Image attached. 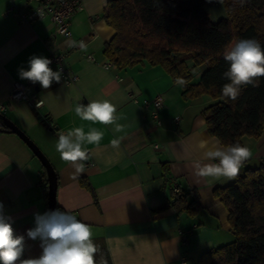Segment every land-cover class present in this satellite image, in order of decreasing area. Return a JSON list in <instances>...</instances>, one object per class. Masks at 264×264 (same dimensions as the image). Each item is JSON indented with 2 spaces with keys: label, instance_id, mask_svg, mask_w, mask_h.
<instances>
[{
  "label": "crops",
  "instance_id": "crops-1",
  "mask_svg": "<svg viewBox=\"0 0 264 264\" xmlns=\"http://www.w3.org/2000/svg\"><path fill=\"white\" fill-rule=\"evenodd\" d=\"M106 3L78 0L80 7L70 22L72 35L65 38L54 32L47 17L25 23L10 11L25 10L30 5L26 0H0V101L6 103L0 113L48 157L58 176L56 203L91 227L100 259L107 254L110 264H196L203 252L234 242L228 210L214 192L264 163V134L242 136L251 157L236 177L209 183L208 178L196 176L194 162L219 140L210 135L201 113L213 100L208 95L184 99L180 83L163 67L147 61L104 69L101 63L108 59L104 48L116 32L103 17ZM47 41L65 53V67L78 76L75 82L66 85L61 78L43 89L19 78L18 70L27 69L30 57H48ZM201 70H194V81ZM16 82H30L31 101L8 99ZM157 95L163 99L159 126L153 106L144 104ZM93 99L116 105L124 132L114 133L112 125L93 124L75 114L78 103L86 105ZM75 127L85 132L95 127L104 133L98 145H85L89 159L79 174L61 160L55 147L57 133ZM120 136L118 148L112 147L111 141ZM43 173V165L24 139L1 130L0 203L12 218L15 234L25 235L28 258L41 253L39 241L28 239L26 231L34 227V213L47 212ZM82 177L88 185L81 184ZM175 188L187 203L196 199L192 213L175 210Z\"/></svg>",
  "mask_w": 264,
  "mask_h": 264
},
{
  "label": "trees",
  "instance_id": "trees-1",
  "mask_svg": "<svg viewBox=\"0 0 264 264\" xmlns=\"http://www.w3.org/2000/svg\"><path fill=\"white\" fill-rule=\"evenodd\" d=\"M222 1L228 17L213 23L203 5ZM106 4L103 17L116 32L106 42L104 54L114 67L147 61L163 67L175 82L182 81L184 99L208 95L213 102L201 113L210 135L223 145L242 144V136L264 134V78L258 87L243 86L235 101L221 94L229 82L223 78L228 68L223 58L226 48L240 39L257 40L264 48V0H107ZM199 67L203 70L194 81L193 69ZM3 118L0 113V125ZM43 177L47 188L45 169ZM80 182L88 185L83 177ZM214 193L228 210L235 240L203 252L196 264H264V163ZM174 196L178 213L196 209V199L187 203L180 190ZM56 209L61 210L58 203ZM95 257L97 264H110L107 254ZM27 258L24 251L22 259Z\"/></svg>",
  "mask_w": 264,
  "mask_h": 264
},
{
  "label": "clouds",
  "instance_id": "clouds-1",
  "mask_svg": "<svg viewBox=\"0 0 264 264\" xmlns=\"http://www.w3.org/2000/svg\"><path fill=\"white\" fill-rule=\"evenodd\" d=\"M223 58L228 64L223 78L229 81L221 89L225 100L235 101L243 86L258 87L260 78H264V48L257 40H237L226 48ZM51 64L49 58L33 55L27 69L18 70L19 78L49 89L53 82L61 81L63 73L61 68L54 71ZM74 111L81 120L112 125L114 133L124 132L125 125L119 123L122 117L117 114L116 105L107 99H93L86 105L78 103ZM57 135L56 151L77 174L85 170V162L89 159L85 145H98L104 137V133L95 127L87 132L83 127H75ZM122 139L123 136L113 139L112 147L118 148ZM250 157L249 147L240 143L222 145L217 140L203 152L201 160L194 162V173L208 178L209 183L234 178ZM12 223L0 203V264H95L98 246L92 239L91 227L69 212L56 209L34 213V227L26 231L28 239L39 241L41 253L34 258L22 259L25 235H16Z\"/></svg>",
  "mask_w": 264,
  "mask_h": 264
},
{
  "label": "built area",
  "instance_id": "built-area-1",
  "mask_svg": "<svg viewBox=\"0 0 264 264\" xmlns=\"http://www.w3.org/2000/svg\"><path fill=\"white\" fill-rule=\"evenodd\" d=\"M29 6L25 10H19L18 8L12 7L10 11L18 16L21 21L33 22L38 20L39 18L47 17L50 19L52 24L54 25V32L62 37H70L72 32L70 31V22L71 17L75 11L78 10L80 5L78 4V0H26ZM48 46V57L52 60V65L56 66V70L58 68L63 69L62 80L63 83L69 85V83H73L78 79L76 73L71 71L69 68L65 67V53L62 52L55 44L51 43V41H47ZM87 59L91 62H96V58L92 55H87ZM101 66L104 69H109L114 67L113 63L110 59H107ZM29 83H20L16 82L12 85V90L8 95V99H23V100H32V95H29L28 88ZM144 104H150L153 106L152 116L155 119L156 125H161V119L158 117L159 110L162 109L163 99L162 96L157 95L151 100L144 101ZM6 108V103L0 101V112L4 111ZM157 147L158 145H154ZM178 191V188L174 189Z\"/></svg>",
  "mask_w": 264,
  "mask_h": 264
},
{
  "label": "water",
  "instance_id": "water-1",
  "mask_svg": "<svg viewBox=\"0 0 264 264\" xmlns=\"http://www.w3.org/2000/svg\"><path fill=\"white\" fill-rule=\"evenodd\" d=\"M203 11L209 15V19L213 23H219L221 20L228 17L224 2L214 3L209 2L203 5ZM8 130L16 133L28 144L30 149L34 151L41 164L43 165L47 177V211L56 210V196H57V184L58 176H56L55 169L50 163L48 157L40 150L38 145L34 142L33 139L29 138L19 126H16L11 120L7 117L3 118L2 124L0 125V131Z\"/></svg>",
  "mask_w": 264,
  "mask_h": 264
},
{
  "label": "rangeland",
  "instance_id": "rangeland-1",
  "mask_svg": "<svg viewBox=\"0 0 264 264\" xmlns=\"http://www.w3.org/2000/svg\"><path fill=\"white\" fill-rule=\"evenodd\" d=\"M195 69H193V71H194ZM191 264V263H190Z\"/></svg>",
  "mask_w": 264,
  "mask_h": 264
}]
</instances>
